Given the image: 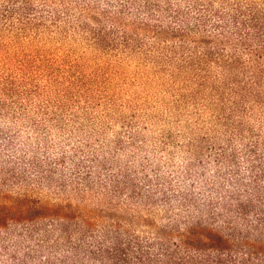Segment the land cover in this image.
Masks as SVG:
<instances>
[{
  "label": "trees",
  "instance_id": "16d2710c",
  "mask_svg": "<svg viewBox=\"0 0 264 264\" xmlns=\"http://www.w3.org/2000/svg\"><path fill=\"white\" fill-rule=\"evenodd\" d=\"M101 6L0 0V264H264V0ZM59 34L159 77L174 129Z\"/></svg>",
  "mask_w": 264,
  "mask_h": 264
},
{
  "label": "rangeland",
  "instance_id": "374dc122",
  "mask_svg": "<svg viewBox=\"0 0 264 264\" xmlns=\"http://www.w3.org/2000/svg\"><path fill=\"white\" fill-rule=\"evenodd\" d=\"M97 2L103 7L104 0ZM76 37L70 35L66 38L62 34L56 35V38L50 42L42 41L39 44L40 51L45 57L54 60L63 59L65 63L78 65L77 69L88 74L100 75L110 97L115 98L119 103L128 101L126 113L137 111L136 120L145 121L151 130L155 131V126L159 123L165 125L167 129H174L169 123L170 119L165 120L163 117L165 106L161 104L160 97L167 95H164L165 88L160 84L159 77L151 75L148 73L149 69L136 62L131 63L130 60L122 62L112 60L109 65L107 62L102 63L99 52L90 48L82 36ZM150 109H153L152 115L147 117Z\"/></svg>",
  "mask_w": 264,
  "mask_h": 264
}]
</instances>
